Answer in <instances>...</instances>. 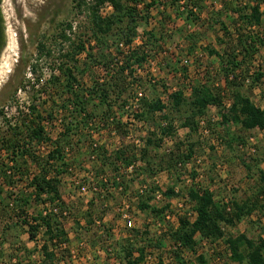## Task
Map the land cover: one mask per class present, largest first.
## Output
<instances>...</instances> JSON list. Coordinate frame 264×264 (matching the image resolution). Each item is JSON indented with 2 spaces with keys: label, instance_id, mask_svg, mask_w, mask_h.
Masks as SVG:
<instances>
[{
  "label": "rangeland",
  "instance_id": "1",
  "mask_svg": "<svg viewBox=\"0 0 264 264\" xmlns=\"http://www.w3.org/2000/svg\"><path fill=\"white\" fill-rule=\"evenodd\" d=\"M193 1H198L199 5L204 7L202 10L190 9L195 12V23L187 21L188 13L185 16L179 15L189 11L186 8L187 0H138L136 5L133 0L125 1L129 6L137 7L139 36L132 48L143 46L147 40L146 35L150 32L159 40L158 48L143 68L134 67L137 70L136 83L132 81L133 77L123 76L111 81L104 67L97 62H108L111 56L117 58L116 62H124L130 49L119 46L122 54L118 53L114 46V36L108 39V45L101 46L91 39L92 25L87 10L94 0H85L86 6L82 9L77 8L75 0L3 2L2 8L7 21V42L0 59V111L4 112L0 116V139L10 136V125L13 128L22 127L24 120L27 125L35 121L33 127L45 126L46 137L50 139L48 142L34 143L30 147L40 158L41 167L51 169L49 166H53L52 176L55 177L58 176L59 170L66 168L61 166L63 161L47 165L48 155L59 145L64 150V164L68 166L67 172L58 178L61 180L59 190L67 210V214L63 213L60 220L70 242L68 247L58 248L59 261L54 260L52 264H126L125 256L130 246L134 247L133 259L139 257L137 249L145 247L146 258L141 264H158L159 259H162L164 264H176L170 234L178 227L180 216L191 217L194 214V205L190 203L188 196L190 188L198 186L211 190L215 194L216 202L221 205L231 200L238 203L255 201L262 185L261 176L264 175V130L246 132L234 124L222 125V112L226 111L232 102V89L227 84L221 61L210 54L212 50L223 54L225 48H236L237 36L231 18L237 20L238 16L234 15L232 10L248 3L245 0ZM152 2H156V5L148 9ZM232 4L233 7L230 6ZM100 11L103 16H109L113 9L108 5ZM262 12L264 14V4ZM219 20L228 26V36L217 24L216 21ZM67 23L73 24L71 36H75L76 42H85L87 50L78 59L77 71L74 70L79 80L76 90L83 89L88 93L96 82L116 84L118 80L121 81L122 89L126 90L123 98L128 100L127 104L115 106L111 113L113 118H120L124 122L121 133L112 131L111 124L105 129L96 127L92 119H86L88 115L77 116L75 106L72 101H68L69 94L55 89L52 85L44 89L43 96L39 95L36 105L38 113L34 114L41 115L42 119H35L36 115L30 111L33 106L31 96L36 91L27 85L25 90L20 88L25 81L34 79H41L42 83H46L53 73L51 61L38 58L41 37L53 35ZM254 33L264 38V22L260 28L254 29ZM189 36L196 39L195 45L188 39ZM89 53L93 58L87 57ZM104 58L109 59L105 61ZM241 60L242 57L239 61ZM260 74L262 77L258 82L256 78ZM236 76L242 92L248 94L254 103L264 110V47H260L249 63L242 65ZM201 86H207L221 94L225 109L221 111L214 107L209 108L204 126L206 130L199 127L194 132L184 126L185 119L189 116L187 108L184 107L180 112L171 108V95L182 91L189 100L195 88ZM139 93H142L146 100H161L169 109L155 114L148 121H139L135 118L136 111L133 108ZM84 101L91 114L105 111L102 107L97 109V103H91L90 99ZM65 105H68L67 109L64 108ZM127 106L130 108L126 109ZM20 111L25 112L23 116ZM198 121L199 119L197 123ZM165 124L174 127L173 136L165 137L160 133ZM69 128L72 129L71 132ZM129 135L131 139L127 138ZM150 137L155 141L160 140L161 144L160 149L150 151V157L147 159L154 170L159 168L163 156L168 161L172 160L174 165L178 155L188 154L190 146L195 152L193 159L202 160L201 164L188 160L180 169L173 167L171 170L158 172L154 177H149L138 169L130 179H125L127 190H119L117 187L111 189L110 194L104 196V199L107 198L106 202L96 201L99 197L92 188L86 194L81 193L78 181L89 185L98 174L101 176L106 173L109 177L112 176L110 167H104L101 159L92 160V142L110 152L116 151L119 146H128L131 147V155L138 153L141 157V151L147 147L146 140ZM238 138H242L243 142L237 140ZM136 141H139L138 145L135 144ZM167 150H170V153H167ZM7 154L3 152L0 155V171L6 168L10 170L14 166ZM260 159H263V162L258 165L257 160ZM20 163L24 164L23 172H28L31 176L38 172L37 165L30 158H25ZM27 177L28 175L24 178L16 177L14 182L17 184L13 187L4 186V182L0 180V264H44L42 245L45 231L41 229L37 241H31L29 228L19 223L20 216L25 209V219L31 222L32 218L45 216L49 210L52 211L54 205L49 202L47 196L44 197L45 202L36 201L33 191L29 189ZM143 183L159 188V195L156 194L155 198L160 199L150 202L152 206L165 208L170 205L165 212V219H156L151 212H142L138 208L140 202H147L149 198L148 194L142 193ZM171 188L176 195L167 196L166 193ZM16 195L26 196L29 205L12 207L11 204L15 205V201L10 197L14 198ZM92 201L94 205H90ZM261 204L264 205V202ZM124 205L129 207L127 211L133 221L131 229L125 226L119 213V209ZM52 213L61 216L60 206L57 205V210ZM224 228L226 236L216 245L197 238L196 252L181 253L185 262L201 264L199 256H203L207 264H236L230 259L224 244L225 239L241 234L253 239H264V211L255 212L235 228ZM158 241L162 243L159 249Z\"/></svg>",
  "mask_w": 264,
  "mask_h": 264
},
{
  "label": "trees",
  "instance_id": "2",
  "mask_svg": "<svg viewBox=\"0 0 264 264\" xmlns=\"http://www.w3.org/2000/svg\"><path fill=\"white\" fill-rule=\"evenodd\" d=\"M125 1L126 0H94V2L88 6L87 12L90 15L89 17L92 25L93 36L91 39L95 40L98 46L104 44L108 45V39L114 36V46L118 53L122 54L119 46H125L127 49H130L126 61L116 62L117 58L111 56V59L105 63L101 62L103 60H98L97 62L100 63L99 65L104 67L111 81H114L118 76L119 79L123 76L125 78L133 77L132 81L136 83L138 80L136 78L137 70L134 69V67L136 66L139 69L143 68L144 64L152 57L151 54L158 48L157 43L159 40H157V36L154 33L150 32L146 35L147 40L143 46L138 49L132 48L139 36L137 7L129 6ZM133 1L135 5L138 4V0ZM187 1L186 8L189 11L183 12L182 14L179 13V15L185 16V14L188 13L186 16L187 21L195 23L197 19L194 14L195 12L190 9L197 8L202 10L204 7L199 5L198 1ZM245 1L248 5L232 10V13L238 16L237 20L231 18L238 45L236 48H225L223 54L214 50H212L210 54L216 56L221 61L227 84L232 89V102L229 104V108L222 112V125L228 126L229 124H234L240 126L242 130L249 132L256 129L264 130V110L258 107L248 94L242 92L241 85L237 83L238 77L236 76V72L242 65L249 63L254 58L259 52L260 47H264V38L254 33V29L260 28L264 22V14L262 12L264 0ZM75 3L78 9H82L86 6L85 0H75ZM108 5L111 6L113 12L109 16H103L100 10L102 7ZM155 5L156 2H152L148 5V9H152ZM230 6L233 7V4ZM178 11L180 10L178 9ZM216 22L221 26L226 36H228L230 34L228 26L221 20ZM56 31V33L49 37L43 35L38 45V58L40 60L46 59L47 61H51L53 65V73L50 80L46 83H42L41 79L25 81L24 85L20 88L25 90L28 86L31 87L33 91H36V93L31 96L33 106L30 107V111H32V114L38 113L36 105L40 98L39 95L43 96V94H45L44 89L52 85L55 89H61L62 92L69 94L68 101H72L71 103L75 106L74 110L77 116L82 117L83 115H88L86 119H92V123L95 124L96 127L101 126L105 129L108 127V124H111L113 125L110 126V129H113L112 131L116 130L118 133H121V129L125 126V124H123L124 122H122L120 118H113L111 114L115 106L127 104L128 102V100L123 98L124 91L126 90L122 89L120 86L121 81L118 80L116 84H111L110 82H96L88 93L83 89L77 91L76 85H79V80L76 75L78 68L76 65L79 62L78 59L87 51L86 43L82 41L76 42L75 36H71V34H73L72 23H67L63 25V28ZM188 39L192 40L193 45H195V38L189 36ZM220 42L223 43L222 41ZM193 47L195 49V46ZM191 51H193V48ZM87 57L91 59L93 55L89 53ZM240 57H242L241 62L239 61ZM104 59L106 61L109 58ZM33 72L35 73L34 68ZM127 73H129V76H127ZM261 77L262 75L260 74L256 78V81L259 82ZM134 83H132V85H134ZM87 99H90L91 103H97L95 106L97 109L102 107L105 108V111L101 113H89L86 108V102L84 101ZM139 104L140 111L135 114V118L139 121H148L155 114L163 113L165 110L169 109L161 100L150 101L142 97ZM67 106L68 105H65L64 108L67 109ZM184 107H186L189 112V116L185 119L184 126L196 132L200 127V121L206 119L209 108L214 107L223 111L225 109V102L221 94L216 93L207 86H201L195 88L189 100L182 91L171 95V108L173 110L180 112ZM24 113V111H20L21 116H23ZM3 114L4 112L0 111V116ZM34 115H36L35 119H42L41 115ZM197 119H199L198 123ZM35 124V121H33L31 125H27L26 120H24L22 127L13 128L10 125L8 130L10 136H3L0 139V155L3 152L8 153V159L14 162V166L11 167L10 170L6 168V170L0 171V180L4 182V186L13 187L17 184L14 182L16 177L24 178L28 175L26 178L29 183L28 186L29 189L33 191L36 201L45 202L44 197L47 196L49 202L54 205L52 211L49 210L45 216L40 215L37 218H32L31 222L25 219L27 215L26 210L23 209L19 222L29 228V238L33 242L37 241L41 229H44L45 240L42 245L43 263L52 264L54 260L59 261L57 254L58 248L61 246L68 247L70 242L69 235L60 220L63 213L65 215L67 214V210L59 190L61 180L58 178L67 172L68 166L64 164V150L62 146L59 145L56 150L51 151L48 155L47 165H50L51 162L63 161L61 166L66 168L59 170L57 172L58 176L55 177L52 176L53 166H49L51 169L41 167L40 158L33 153L30 147H32L34 143L40 144L46 141L48 142L50 139L46 137L45 126L37 125L33 127ZM164 126L165 128H161L160 133L165 137L173 136L174 127L172 125ZM68 130L69 132L72 131L71 128ZM114 133L115 132H113V134ZM233 140H235V138H233ZM237 140L243 142L242 138H238ZM95 145L97 144L94 142L91 143V156H95L97 160L101 159L104 167H110L112 176L109 177L106 173H103L101 176L98 174L90 182L89 186L92 189L94 187L98 188L96 195L99 199H95H97L96 201L102 200L104 202L107 200V198L104 199V196H108L111 189L122 187L124 190H127L128 185H125V183H127L125 179H130V177L126 174V170L133 164L142 163L143 165L138 169L147 176L154 177L158 172L171 170L173 167L180 169L179 164H182L183 167L185 162L192 160L195 154L193 147H188V154L183 156L178 155L174 165L172 160L168 161L165 156H163L160 159L159 168L154 170L147 159L150 157L151 150L154 151L155 149L161 148L160 140L155 141L151 137L148 138L146 140L147 147L141 151V157L138 153L134 156L131 155V147L128 146H119L116 151L110 152L103 146ZM25 158H30L31 161L37 165L38 172L33 176H31L30 173L28 174V172L25 173L22 171L24 164L20 163V161L22 162ZM262 162L263 159L257 160L258 165H261ZM70 170L72 171V168ZM261 184L255 201L249 200L238 203L231 200L225 203L223 202L222 205L216 202L215 194L211 190L198 186L190 188L188 196L190 203L194 205V214L191 217L180 216L178 218V227L170 234L173 243L172 253L175 257L176 264H187L181 253L185 251L196 252V247L198 245L197 238L201 241H207L216 245L217 242L224 240L226 236L224 227L235 228L239 223L255 212L260 210L264 211V205L261 204L264 202V175L261 176ZM158 191L159 188L157 186L149 184L145 192L148 194V201L140 202L138 208L142 212H151L156 219L162 220L165 219V212L170 205H166L165 208H158L150 204V202L157 199L155 195ZM166 195H176V193L174 189L171 188ZM10 198L12 201H15V205L11 204L12 207L15 206L20 208L29 205L28 200H26L27 197L24 195L14 196L16 199H14L13 196ZM57 205L60 206L62 212L61 216L52 213H55V210H57ZM90 205H94V201H92ZM224 244L229 251L230 259L233 263L264 264V239L262 237L253 239L246 234L229 236L225 239ZM160 247H162V243L158 241L157 248L159 249ZM133 249L134 247L130 246V250L126 252V264H141L146 258L145 247L137 249L139 257L135 259H133L135 253ZM66 251H68V248ZM199 261L201 264H207L203 256H199ZM158 264H164V261L159 259Z\"/></svg>",
  "mask_w": 264,
  "mask_h": 264
},
{
  "label": "built area",
  "instance_id": "3",
  "mask_svg": "<svg viewBox=\"0 0 264 264\" xmlns=\"http://www.w3.org/2000/svg\"><path fill=\"white\" fill-rule=\"evenodd\" d=\"M143 97V94L142 93H139L138 94V97L137 99L135 100L134 102V110L136 111V113H138L140 111V99ZM130 108V106H127L126 109ZM205 120H201L200 121V127H203L205 128ZM166 125V124H165ZM206 130V128H205ZM207 133V131H206ZM128 139H131V135H129L127 137ZM136 145L139 144V141H136L135 142ZM97 146V145H95ZM167 153H170V150H167ZM92 160H96V157L95 156H92ZM193 161H196V163L198 164H201L202 160L200 159H192V162ZM142 164H133L132 166H130L127 170H126V174L128 175V177H132L134 174H136L138 172V168L141 166ZM179 167H182V164H179ZM123 173V172H122ZM119 181V180H118ZM157 185H160L158 182H156ZM77 185H78V188L79 190L81 191L82 194H86L91 188L89 185L87 184H83L82 182H77ZM161 187V186H160ZM123 188L120 187L119 190H122ZM142 193L145 194L146 190H147V186L144 185L143 188H142ZM93 190L96 192L98 191V188L97 187H94ZM124 190V189H123ZM157 195H159V191L157 192ZM157 199H160V197H156ZM129 207L128 206H123L119 209V213L120 215L122 216L124 222H125V226L128 227L129 229H131L133 227V221L131 219V217L129 216L128 214V209ZM84 246V245H81V247Z\"/></svg>",
  "mask_w": 264,
  "mask_h": 264
},
{
  "label": "water",
  "instance_id": "4",
  "mask_svg": "<svg viewBox=\"0 0 264 264\" xmlns=\"http://www.w3.org/2000/svg\"><path fill=\"white\" fill-rule=\"evenodd\" d=\"M5 0H0V59L5 50L7 37H6V28H7V21L4 15V9L2 8V4Z\"/></svg>",
  "mask_w": 264,
  "mask_h": 264
},
{
  "label": "bare ground",
  "instance_id": "5",
  "mask_svg": "<svg viewBox=\"0 0 264 264\" xmlns=\"http://www.w3.org/2000/svg\"><path fill=\"white\" fill-rule=\"evenodd\" d=\"M7 33V32H6Z\"/></svg>",
  "mask_w": 264,
  "mask_h": 264
}]
</instances>
